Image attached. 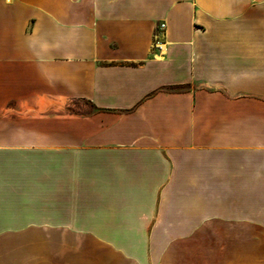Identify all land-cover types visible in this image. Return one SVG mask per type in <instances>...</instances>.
<instances>
[{
	"label": "crops",
	"instance_id": "0c3cea01",
	"mask_svg": "<svg viewBox=\"0 0 264 264\" xmlns=\"http://www.w3.org/2000/svg\"><path fill=\"white\" fill-rule=\"evenodd\" d=\"M0 264H264V0H0Z\"/></svg>",
	"mask_w": 264,
	"mask_h": 264
},
{
	"label": "rangeland",
	"instance_id": "374dc122",
	"mask_svg": "<svg viewBox=\"0 0 264 264\" xmlns=\"http://www.w3.org/2000/svg\"><path fill=\"white\" fill-rule=\"evenodd\" d=\"M74 111L80 112V111H92V107L87 105L85 106H80V104H78L77 106L74 107L73 109Z\"/></svg>",
	"mask_w": 264,
	"mask_h": 264
},
{
	"label": "built area",
	"instance_id": "2783aa9c",
	"mask_svg": "<svg viewBox=\"0 0 264 264\" xmlns=\"http://www.w3.org/2000/svg\"><path fill=\"white\" fill-rule=\"evenodd\" d=\"M160 28H161V29H163V28H164V25H163V24H161V25H160Z\"/></svg>",
	"mask_w": 264,
	"mask_h": 264
}]
</instances>
